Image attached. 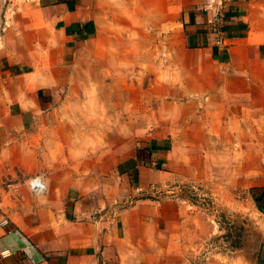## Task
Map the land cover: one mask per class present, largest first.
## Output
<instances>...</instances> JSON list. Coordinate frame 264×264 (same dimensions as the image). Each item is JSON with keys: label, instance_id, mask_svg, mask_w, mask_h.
Here are the masks:
<instances>
[{"label": "rangeland", "instance_id": "obj_1", "mask_svg": "<svg viewBox=\"0 0 264 264\" xmlns=\"http://www.w3.org/2000/svg\"><path fill=\"white\" fill-rule=\"evenodd\" d=\"M91 13L95 23L83 19L69 30L64 55L49 51L53 75L66 83L54 86L45 102L48 120L67 128L66 146L83 137L97 144L96 150H64L66 163L75 157L74 163L86 166L89 152H97L98 177L86 180L94 192L83 203L98 205L105 189L112 213L139 200L161 202L163 219L171 223L161 229L162 264H250L264 240V216L247 199L261 193L264 205V185L249 186L243 176L252 172L257 182L264 180V85L253 91L257 98L249 82L241 99L233 93L258 64L237 72L225 65L230 74H224L223 62L232 61L220 14L191 39L180 13L177 20L169 17L163 4L145 9L136 0H104ZM156 150L169 152L171 173L159 172L140 186L135 168L160 169L164 156ZM110 172L109 181L99 177ZM33 177L43 180L44 192L29 189ZM62 181L50 183L57 188ZM47 189L39 171L23 176L14 166H0V225L6 226L10 202L49 205L42 199ZM143 226L140 248L152 243L153 253L154 227L147 221ZM168 233L176 243L170 258L164 256ZM9 254L0 244L1 258Z\"/></svg>", "mask_w": 264, "mask_h": 264}, {"label": "crops", "instance_id": "obj_2", "mask_svg": "<svg viewBox=\"0 0 264 264\" xmlns=\"http://www.w3.org/2000/svg\"><path fill=\"white\" fill-rule=\"evenodd\" d=\"M136 1L145 9L147 5L163 4L166 15L176 20L180 13L191 39L202 36L200 31L207 29V20L218 18L216 14L224 16L228 33L225 44L229 45L232 62L223 57L226 61L221 69L226 75L230 73L225 65H232L237 72L256 62L258 66L250 67L248 79H240L244 86L233 93L241 99L249 82L250 95L256 97L253 91L264 85V0ZM101 3L104 0H0V166H14L23 176L39 171L48 187L42 199H50L49 205L38 207L27 204L23 208L10 202L6 226L0 225V244L10 254L0 256V264H147L148 258L153 259L151 264H162L161 229L171 223L163 219L161 202L139 200L132 207L112 213L107 204L109 190L105 189L101 190L98 205L83 203L82 197L94 192L86 180L98 177L97 152H89L91 162L86 166L74 163L75 157L66 163L64 150H96L97 144L83 137L66 146V126L46 116L45 102L51 90L66 83L65 78L53 75L49 51L64 55L71 38L69 30L83 19L94 20L91 7ZM232 54L237 59L233 60ZM156 153L163 155L161 150ZM167 157L169 152L159 158L160 169L138 165L135 181L143 186L145 180L155 178L159 172L171 173ZM85 167L89 174H84ZM249 173L243 176L249 186L264 185V180L257 182L258 178ZM130 174L123 175L126 182ZM113 176L110 172L99 177L109 181ZM50 180L62 183L55 188ZM56 194L62 196V201L56 199ZM68 199L72 200L70 208L64 205ZM247 200L254 204L251 196ZM145 221L154 227L153 253L152 243L148 250L140 248V229ZM165 237L164 256L170 258L176 252L175 234ZM250 264H264V240Z\"/></svg>", "mask_w": 264, "mask_h": 264}, {"label": "built area", "instance_id": "obj_3", "mask_svg": "<svg viewBox=\"0 0 264 264\" xmlns=\"http://www.w3.org/2000/svg\"><path fill=\"white\" fill-rule=\"evenodd\" d=\"M29 189L34 192H44L46 189L45 183L39 177H33L28 183ZM3 223H7V219L3 220Z\"/></svg>", "mask_w": 264, "mask_h": 264}, {"label": "trees", "instance_id": "obj_4", "mask_svg": "<svg viewBox=\"0 0 264 264\" xmlns=\"http://www.w3.org/2000/svg\"><path fill=\"white\" fill-rule=\"evenodd\" d=\"M67 1L69 2L70 0H67ZM261 189H264V187H262ZM251 190H254V189L251 188ZM251 196H252L253 201L255 202V204H256L258 210L261 211L262 213H264V205L260 204V200H261V196H262V194L260 193V194L257 195V194H255V193L253 192V193L251 194Z\"/></svg>", "mask_w": 264, "mask_h": 264}]
</instances>
